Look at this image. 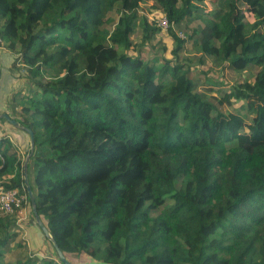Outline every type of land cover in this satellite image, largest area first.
Masks as SVG:
<instances>
[{"label":"trees","instance_id":"1","mask_svg":"<svg viewBox=\"0 0 264 264\" xmlns=\"http://www.w3.org/2000/svg\"><path fill=\"white\" fill-rule=\"evenodd\" d=\"M141 1L0 0L10 75L27 80L8 113L34 132L37 211L72 264L81 253L91 264H264V0H157L175 46L153 58L142 47L162 28ZM195 21L201 54L258 66L223 97L245 114L196 90L173 29ZM5 122L0 179L27 193ZM16 224L0 214V264H65L57 253L6 261Z\"/></svg>","mask_w":264,"mask_h":264},{"label":"rangeland","instance_id":"2","mask_svg":"<svg viewBox=\"0 0 264 264\" xmlns=\"http://www.w3.org/2000/svg\"><path fill=\"white\" fill-rule=\"evenodd\" d=\"M207 7L215 8V0H206ZM139 12L151 20L155 18L158 20L161 26V31L153 38L151 42L146 43L142 47V54L146 58H153L154 56H171V50L175 46L173 38L170 36L167 27L165 17H163L162 10L157 3V0H143L139 6ZM118 15L117 8L109 13V16L116 18ZM197 21L193 22L190 27L186 26L185 23L175 24L173 29L182 38L186 39L183 50L180 52L179 58L186 62L191 63L192 66V76H194V81L196 83V90L200 92L203 97L208 98L213 101L219 109L223 111L239 112L241 114L246 113V108L242 107V101L234 100L231 103L223 99L224 95L230 91L231 87L239 82L243 81H253L255 75L257 74L259 68L256 65H252L242 72L233 70L227 63L221 62L216 64L210 56L203 55L195 48V38L193 34V27L196 26ZM111 26V25H110ZM193 36V37H191ZM132 40L134 42H140L141 40V29L137 28L132 34ZM0 56H2V66L0 74V112H9L10 114L17 115V112H12L10 106L12 104L19 102V97L22 95L19 91L22 90L23 93L27 91V80L25 78L19 77V71L17 67L11 68L14 74L18 76L13 78L10 75V64L13 60L14 55L3 48L0 50ZM4 55V56H3ZM222 98V99H221ZM221 99V101H220ZM5 127L8 128L9 137L12 135V140H14L13 153L25 160L27 155L28 146V136L21 129H14L12 125L5 122ZM24 133L25 141L19 143L14 136L17 134ZM17 138V137H16ZM5 178L0 179V184H4ZM1 214V213H0ZM23 217L18 221L16 226L13 227L12 233H15L13 239L10 241L11 249L5 254V260L10 262H15L18 259L25 260L30 256H39V258H46L51 256H56V252L52 245L47 241V245L44 250L39 242L34 239V233L31 231L35 228H40L33 214V210L30 202H26L23 213L17 214L16 218ZM36 223V224H35ZM37 226V227H36ZM41 229V228H40ZM41 238H45L44 236ZM40 248L37 250V248ZM38 252V253H37ZM58 256V255H57ZM77 264H91L92 259L84 253L75 254L73 257Z\"/></svg>","mask_w":264,"mask_h":264},{"label":"water","instance_id":"3","mask_svg":"<svg viewBox=\"0 0 264 264\" xmlns=\"http://www.w3.org/2000/svg\"><path fill=\"white\" fill-rule=\"evenodd\" d=\"M0 66H1V59H0ZM1 118H5V120L20 129L25 130L28 134H29V148L28 150L30 152L27 153L26 158L24 160V183L26 186V190H27V195L29 198V201L31 203V207L33 210V214L35 216V221L37 223V225L41 228L42 232L44 233V235L52 242L55 251L59 257L60 260H62L65 264H72L68 257L64 254V252L62 251V249L59 247V245L57 244V242L54 240L49 228L46 226V224L44 223V221L42 220L40 214L37 211V204H36V197H35V193L32 189V186L30 184L29 181V174H28V163H29V159H30V155H31V151H33L34 146H35V138H34V132L31 128L22 125L17 119L12 118L10 116L9 113L7 112H0V119Z\"/></svg>","mask_w":264,"mask_h":264},{"label":"built area","instance_id":"4","mask_svg":"<svg viewBox=\"0 0 264 264\" xmlns=\"http://www.w3.org/2000/svg\"><path fill=\"white\" fill-rule=\"evenodd\" d=\"M166 20V19H165ZM167 23V20H166ZM168 24V23H167ZM3 47V39L0 36V50ZM28 201L27 193L21 192L18 188H8L0 184V213L3 215L21 214ZM23 217L17 218V223Z\"/></svg>","mask_w":264,"mask_h":264},{"label":"crops","instance_id":"5","mask_svg":"<svg viewBox=\"0 0 264 264\" xmlns=\"http://www.w3.org/2000/svg\"><path fill=\"white\" fill-rule=\"evenodd\" d=\"M1 55V54H0ZM4 56V55H3ZM0 59H1V66H2V61H4L3 60V58H2V56H0ZM11 137H10V139L12 140V135H10ZM15 137V139L16 140H19V143H23L24 141H25V136H24V133H22V134H17V136H14ZM17 137V138H16ZM13 142H14V140H12ZM36 224V223H35ZM37 227V226H36ZM33 233H34V239H36V242L38 243V246H39V242L41 243V245H44L42 248L43 249H41V250H44V248H45V246L47 245V240L45 239V238H41V237H43L44 236V233L42 232V230L40 229V228H37L36 230H35V228L34 229H32L31 230ZM45 237V236H44ZM40 248L38 247L37 248V250H39ZM38 253V252H37Z\"/></svg>","mask_w":264,"mask_h":264}]
</instances>
